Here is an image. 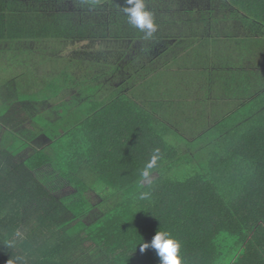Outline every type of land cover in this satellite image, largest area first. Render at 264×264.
<instances>
[{"label":"trees","instance_id":"1","mask_svg":"<svg viewBox=\"0 0 264 264\" xmlns=\"http://www.w3.org/2000/svg\"><path fill=\"white\" fill-rule=\"evenodd\" d=\"M144 3L149 38L125 0H0V50L61 62L34 92L1 87L0 264H160L140 251L157 231L182 264H264V0ZM84 41L116 47L78 78L31 47ZM48 167L68 195L36 176Z\"/></svg>","mask_w":264,"mask_h":264},{"label":"rangeland","instance_id":"2","mask_svg":"<svg viewBox=\"0 0 264 264\" xmlns=\"http://www.w3.org/2000/svg\"><path fill=\"white\" fill-rule=\"evenodd\" d=\"M108 43L85 41L71 43L57 42L40 44V46L32 45L31 47L45 49L51 48L53 49V53H51L53 58H68V60L73 59V67L71 68L70 73H72L75 78H78L79 76H82V72H84L86 69L88 71L90 70V68L92 69L91 71L94 70L92 66L88 67L89 63L87 62L88 59H93V55L104 54L107 55V57L113 55V51H115V49L113 48H115L116 45H113V43ZM20 52H23V54ZM38 52L34 51V53H32L25 50L16 51L10 49L0 50V98L1 87H6L9 89V85L11 83H13L14 85L17 84V86L22 88V92H34L36 81L37 79H39V81L41 80L40 77L43 76L42 73L44 71L48 69L49 73V71H52V68H60L61 62L54 61L56 63L46 64L50 57L42 58V56L47 55L48 53L45 54L44 52ZM35 64L36 66H40L37 67V70L34 69ZM45 68L47 69L45 70ZM27 70L29 72L31 71V73H27ZM3 89L4 88H2V92L4 91ZM5 91H7V89ZM72 92V94H74V91ZM32 137L33 136L29 133H26L24 135V139H27L29 141L30 139H32ZM32 144L37 147H43L45 141L41 142V140H35L32 141ZM36 176L45 181L44 184L46 189L50 192L55 193L56 196H65L71 192V189L67 185V183L59 178L58 175L50 167L41 169ZM87 195L93 204H96L103 199V197L100 196V194L96 190H91L87 193Z\"/></svg>","mask_w":264,"mask_h":264},{"label":"clouds","instance_id":"3","mask_svg":"<svg viewBox=\"0 0 264 264\" xmlns=\"http://www.w3.org/2000/svg\"><path fill=\"white\" fill-rule=\"evenodd\" d=\"M128 6L123 7V12L127 16L128 23L145 34L146 38L151 37L156 31L153 14L146 9L144 0H125ZM160 159V149H153L149 161L141 171V176L145 179L149 178L150 170L157 166ZM150 192H141L139 199L144 200L150 197ZM11 247V243L8 245ZM153 248L160 259V264H182V256L180 254L181 243L168 231H157L153 236L150 244H140V251L144 252L147 248ZM21 258L8 260V264H20Z\"/></svg>","mask_w":264,"mask_h":264}]
</instances>
